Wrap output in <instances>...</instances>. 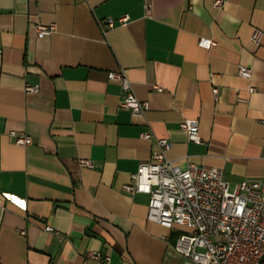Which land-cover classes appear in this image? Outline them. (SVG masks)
Returning a JSON list of instances; mask_svg holds the SVG:
<instances>
[{"label": "crops", "instance_id": "0c3cea01", "mask_svg": "<svg viewBox=\"0 0 264 264\" xmlns=\"http://www.w3.org/2000/svg\"><path fill=\"white\" fill-rule=\"evenodd\" d=\"M215 1L0 0V264H181L189 229L150 220L149 195L122 189L156 148L147 129L181 167L221 168L232 188L264 179V0ZM38 22L54 32L39 37ZM111 71L147 101L143 116L119 106Z\"/></svg>", "mask_w": 264, "mask_h": 264}, {"label": "built area", "instance_id": "2783aa9c", "mask_svg": "<svg viewBox=\"0 0 264 264\" xmlns=\"http://www.w3.org/2000/svg\"><path fill=\"white\" fill-rule=\"evenodd\" d=\"M221 3L222 0L215 1L216 5ZM127 20L128 16L123 15L119 23ZM115 24L114 19L108 20L110 27ZM54 30L55 23L35 24L39 37L48 36ZM261 34L260 30H255L252 40L258 42ZM214 44L211 38L199 39L203 47L210 48ZM238 74L251 78L252 67L240 64ZM109 77L121 84L119 106L143 116L148 103L134 93L125 73L111 71ZM37 88L26 85L28 92ZM250 90L254 87L250 86ZM214 92L217 93V88ZM180 126L186 130L190 141H202L199 119L185 118ZM9 136L16 144L32 143V138L24 133L12 130ZM141 136L153 140L156 148L148 160L139 163L122 189L149 195L147 217L150 220L167 227L181 225L189 229L178 237L175 245L183 257L181 264H264V179L246 178L232 188L221 168L197 163L181 167L166 155L172 146L168 138L158 137L150 129L143 131ZM77 161L83 166L93 165L87 158L79 157ZM44 229L54 231L50 225H45ZM21 233L25 234V230ZM89 257L109 260V256L100 251H93Z\"/></svg>", "mask_w": 264, "mask_h": 264}, {"label": "rangeland", "instance_id": "374dc122", "mask_svg": "<svg viewBox=\"0 0 264 264\" xmlns=\"http://www.w3.org/2000/svg\"><path fill=\"white\" fill-rule=\"evenodd\" d=\"M184 232H188V231L184 230Z\"/></svg>", "mask_w": 264, "mask_h": 264}]
</instances>
